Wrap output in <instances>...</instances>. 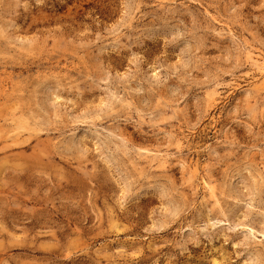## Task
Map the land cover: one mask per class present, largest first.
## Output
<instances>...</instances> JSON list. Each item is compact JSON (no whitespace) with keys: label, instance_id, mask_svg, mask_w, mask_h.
I'll return each mask as SVG.
<instances>
[{"label":"rangeland","instance_id":"1","mask_svg":"<svg viewBox=\"0 0 264 264\" xmlns=\"http://www.w3.org/2000/svg\"><path fill=\"white\" fill-rule=\"evenodd\" d=\"M263 67L264 0H0V264H264Z\"/></svg>","mask_w":264,"mask_h":264},{"label":"bare ground","instance_id":"2","mask_svg":"<svg viewBox=\"0 0 264 264\" xmlns=\"http://www.w3.org/2000/svg\"><path fill=\"white\" fill-rule=\"evenodd\" d=\"M264 68V67H263ZM263 68H260V69H263Z\"/></svg>","mask_w":264,"mask_h":264}]
</instances>
